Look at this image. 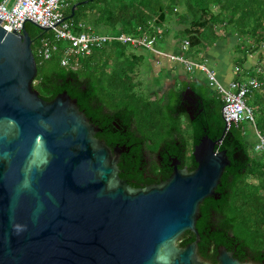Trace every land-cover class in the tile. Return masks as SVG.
Masks as SVG:
<instances>
[{
	"label": "water",
	"instance_id": "obj_1",
	"mask_svg": "<svg viewBox=\"0 0 264 264\" xmlns=\"http://www.w3.org/2000/svg\"><path fill=\"white\" fill-rule=\"evenodd\" d=\"M5 28L0 21V264H213L200 255L197 224L204 202L220 200L227 152L205 136L195 171L174 158L168 180L132 188L120 177L121 150L97 138L78 101L65 92L47 102L34 89L26 26ZM187 233L196 240L180 247ZM217 264L256 263L222 246Z\"/></svg>",
	"mask_w": 264,
	"mask_h": 264
},
{
	"label": "trees",
	"instance_id": "obj_2",
	"mask_svg": "<svg viewBox=\"0 0 264 264\" xmlns=\"http://www.w3.org/2000/svg\"><path fill=\"white\" fill-rule=\"evenodd\" d=\"M80 3L71 19L73 7ZM65 15L79 33L124 35L133 39L147 36L168 44L174 31L176 44L190 43L194 62L227 41V37L238 40L239 57L234 65L239 73L235 81L252 78L261 84L248 97L256 128L241 123L228 130L222 114L223 99L209 86L207 77H202L200 81L189 82L198 109L195 122L186 116L192 128L191 141H187L180 130L184 119L180 112L182 92L186 88L153 94L139 89L131 74L144 58L137 57L131 44L114 41L94 49L90 56L68 55L69 44L58 41L54 32L42 31L31 24L26 26L38 67L33 86L40 98L52 102L68 93L92 123L104 131L105 135L98 133L97 138L109 147L122 141L132 150L133 157L139 159L145 152L154 155L167 148L173 158L192 166L189 172H193L197 169L193 153L201 139L208 136L218 142L216 151L227 152L231 165L217 191L220 200L208 199L201 206L202 218L197 224L200 255L217 264L218 250L224 246L242 263L264 264V150L256 152L260 143L257 132L264 139V0H69ZM174 18L179 29L170 25ZM80 24L84 28H79ZM46 45L50 59L44 55ZM67 56L69 64L64 66ZM255 56L259 65L249 69L250 57ZM203 63L210 69L213 67ZM200 110L202 115L198 116ZM177 144L188 150L185 161ZM166 158L157 175L164 181L173 173L169 166L172 157ZM153 165L158 167L156 162ZM131 168L120 165L122 171ZM195 240L192 233H187L179 246L187 247Z\"/></svg>",
	"mask_w": 264,
	"mask_h": 264
},
{
	"label": "built area",
	"instance_id": "obj_3",
	"mask_svg": "<svg viewBox=\"0 0 264 264\" xmlns=\"http://www.w3.org/2000/svg\"><path fill=\"white\" fill-rule=\"evenodd\" d=\"M69 0H0V21L6 26L5 30L9 33L15 31L21 34L27 24H36L44 29H51L58 41L68 43L67 54L90 56L94 49L103 48L119 41L123 44H131L133 48L152 49L154 41L148 38L133 39L124 35L119 37L103 36L96 33L77 32L75 25L66 19L65 9L68 7ZM79 28H84L80 24ZM189 42L183 47L187 50ZM44 55L46 59L51 58V52L45 46ZM173 62H178L186 71L193 75L201 72L207 77L209 86L218 92L224 102L222 109L223 118L227 129L230 130L233 125L247 123L256 128V119L254 111L248 106V97L256 90L261 88V84L256 79L246 81H233L230 87L226 89L220 82L215 72L206 64H200L192 61L186 55L172 56ZM69 64L68 56L64 59L63 65ZM238 71V70H237ZM260 143L256 150L264 147V139L257 132Z\"/></svg>",
	"mask_w": 264,
	"mask_h": 264
},
{
	"label": "crops",
	"instance_id": "obj_4",
	"mask_svg": "<svg viewBox=\"0 0 264 264\" xmlns=\"http://www.w3.org/2000/svg\"><path fill=\"white\" fill-rule=\"evenodd\" d=\"M174 31L171 35L170 38V42L168 44H166L165 47H163V51L167 52V53H177L179 48L178 46L180 45V43L177 45L175 43V39H174ZM222 44H224L225 46H223ZM222 50V51H221ZM136 51V50H135ZM148 51H146V53L140 54L139 58H144L143 59V64L145 63V67L149 68L151 67L152 63L154 62V58L156 56H153V54H149L147 53ZM157 56L156 60L158 63V67L161 66H166L165 67V71L163 74L160 75L157 78H159V82H157L158 86H162L163 82L164 83H172L169 86H162V88H159V90H156V88H154L155 90L153 91H159V93L161 92H165L167 90H171L174 88H189L192 90V85H189V82L192 83V79H194V81L198 80H202V77L206 78V76H204L201 72H196L194 75H189L186 72V69L184 68V66H182L181 64H177L174 62H171L169 60L164 61V59H162L161 57ZM231 56L229 55V52L227 50L226 47V43H219L218 45H216L213 49H211L210 51L206 52L203 56L202 60H197V63L200 64H206L203 63V61L207 62L211 67V69L215 72L218 81L220 82V84H222L226 89H228L230 87L231 82L235 81L236 75H235V60L236 57L234 58H230ZM147 59L149 61H147ZM207 65V64H206ZM250 66L251 68L253 67L252 62H250ZM155 69V68H153ZM162 79V81H161ZM202 82V81H201ZM157 86V87H158Z\"/></svg>",
	"mask_w": 264,
	"mask_h": 264
},
{
	"label": "flooded vegetation",
	"instance_id": "obj_5",
	"mask_svg": "<svg viewBox=\"0 0 264 264\" xmlns=\"http://www.w3.org/2000/svg\"><path fill=\"white\" fill-rule=\"evenodd\" d=\"M197 105H198V102H197V100H195V95L192 93V90L189 88H186L185 90H183L181 107H180V112L183 115V117L185 118L186 116H188L191 118V120L193 122H195L197 119L196 114H195L196 110L198 109ZM200 115H202V110H200L198 116H200ZM100 134L103 135L104 131L101 130ZM220 141H222V140H220ZM103 142H104V140H103ZM191 144H192V142H191ZM176 148L182 149L181 153L183 154L184 161H185V159L187 158L188 150L186 148L183 149L184 147H182V146L180 147V144H177ZM111 149L114 151L116 149L121 150V155L119 156V164H118L119 169H120V165H123V166H130L131 165V167H132L131 171H126V170L122 171L120 169V176L123 175L124 177L122 178V180H124L128 185H130L134 189H144V188L159 185L162 182H165L164 180H162L161 178H159L157 176L159 173L158 171L164 167L163 163H165V161L167 159L166 156L170 155V157H172L170 160L174 159L173 158L174 156H171V152L168 151L167 148H164L163 151L161 150V151L156 152V154H154V155H152L148 152H145L142 159H139L136 156L133 157V154L131 153L132 150L127 148L126 145H124L122 143V141H117ZM126 159H129V160L132 159L134 162L133 163H130L127 161L124 162V160H126ZM138 162L141 163L140 167L138 166ZM153 162L158 163V167H155L153 165ZM180 163H181L180 168L183 167L182 169H187L189 171V169L192 168V166H186L181 161H180ZM169 166L171 167V164ZM171 169H173V168H171ZM190 172H192V171H190ZM140 177H142V180L140 179ZM155 180L159 181V183L158 182H152Z\"/></svg>",
	"mask_w": 264,
	"mask_h": 264
},
{
	"label": "rangeland",
	"instance_id": "obj_6",
	"mask_svg": "<svg viewBox=\"0 0 264 264\" xmlns=\"http://www.w3.org/2000/svg\"><path fill=\"white\" fill-rule=\"evenodd\" d=\"M175 20L177 21V18H174L170 25H172V27H174L176 29H179V26H178V24H177V22ZM159 34L161 35L162 31H159ZM100 35H105V34H100ZM143 38L144 39L148 38V39H150V41H154V40L155 41H154V43L152 45V49H148V50L144 49V48L135 49L136 50L135 54L137 56H139L140 54L146 53V51H148L147 52L148 55L149 54H153V56H156V57L159 56L162 59H164V61L169 60V61L173 62L170 58L172 56H179V55H186L187 57H189L192 60V50L190 48V45L187 47L186 51L183 48L185 46V44L188 43V41L180 43V45L178 46V48H179L178 52L173 54V53H167V52L163 51L162 48L166 46L165 44L167 42L166 43L158 42L157 38H149L147 36H143ZM237 42H238V40H235V38L233 39L232 37H227V41H225L227 50L229 52V55L231 56L230 58L239 57L238 53H236ZM222 45L225 46L224 44H222ZM203 56L204 55L202 54L200 57L198 56L197 59H195V60H199V59L202 60ZM156 57L154 58V62L152 63L151 67L146 68L145 67V63L143 64V62H142L140 65L139 64L137 65V67L135 68L134 72L131 74V76L135 78V81H134L135 84L139 85V89L142 88L144 91L150 92V94H153L151 92H153V90H155L154 88H156V90H159V88H162V86L164 87L166 85L169 86V85L172 84L171 82L167 83V84L163 82L162 86H158L157 85V82H159V80H160L159 79L160 75L164 73L166 66L163 65L161 67H158L159 66L158 65L159 62L157 63ZM147 61H149V60L147 59ZM250 61L252 62L253 67L257 68V66L259 65L258 56L250 57ZM174 63L178 64V62H176V61ZM153 68H155V69H153ZM248 68L250 69L251 66L248 65ZM256 70H258V69H256ZM237 73H239V71H237V68H236L235 69V75ZM158 76H159V78H157ZM248 79H252V78H247V80ZM161 81H162V79H161ZM247 104H248V102H247ZM248 106H249V104H248ZM249 126L251 127V125H249ZM180 130H181V134L184 136V138L187 141H191L192 128L188 124L186 117L182 121V126L180 127ZM263 150H264V147L262 149H260V150H256V152H261Z\"/></svg>",
	"mask_w": 264,
	"mask_h": 264
}]
</instances>
